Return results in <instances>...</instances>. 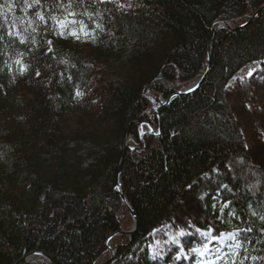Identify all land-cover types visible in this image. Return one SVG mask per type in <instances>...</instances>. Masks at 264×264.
I'll return each mask as SVG.
<instances>
[{
	"label": "trees",
	"instance_id": "obj_1",
	"mask_svg": "<svg viewBox=\"0 0 264 264\" xmlns=\"http://www.w3.org/2000/svg\"><path fill=\"white\" fill-rule=\"evenodd\" d=\"M263 5L0 0V264H264Z\"/></svg>",
	"mask_w": 264,
	"mask_h": 264
},
{
	"label": "water",
	"instance_id": "obj_2",
	"mask_svg": "<svg viewBox=\"0 0 264 264\" xmlns=\"http://www.w3.org/2000/svg\"><path fill=\"white\" fill-rule=\"evenodd\" d=\"M263 7H264V5L262 7H260V8H263ZM256 13H257V11L254 13L253 16H255ZM251 19H252V17L250 18V20ZM248 22L242 24L240 27L246 25ZM215 23L219 24V26L222 27V28H229V29H231L229 22L226 21V20L216 19L214 21V24ZM213 31H214V28H212V30H211V34H210L209 41H208V44H207V66H206L205 71L203 72V74L195 82H193L192 84H190L188 87H186L184 89H180V90L176 91L175 93H173L171 95L170 99H172L175 96H178L180 94H185V93H191V92H193L194 90H196L201 85V83L205 79V77H206V75H207V73L209 71V67H210L211 44H212V39H213ZM152 103H155V105L151 106V108L163 104L160 100L158 101L157 98H154V97L152 98ZM149 130H150V132H153L152 128H149ZM158 131H159V129H157L156 133H158ZM129 139H130V135L127 133L126 134V139H125V144H124V149H123V152H122V155L120 157V160H119V163H118V166H117V170H116V175H115V179H114V190L118 193V195L120 196L123 204L128 209V213H129L130 217L132 218L133 224H132V226H131V228L129 230H119V231H116V232H114V233H112V234H110L108 236V238L106 239V242H105V246L107 247V249L109 250V253H110L109 260L113 258L114 252H115V249H111L110 246H109L110 240L112 238H114V237H116L118 235H122V234L131 235L135 231L136 226H137V224H136L137 223L136 214L133 211V209L130 207L126 196L123 194L122 189H121V182H120L121 165H122V162H123V159H124V155H125V153H126L127 150L133 149V147L130 145ZM36 256H41L44 259H46V261H48L50 264H55L53 262V260L51 259L50 256H48L46 253H44L42 251H37V250L30 251V252H28L24 256V259H23L24 264H30V262L32 261V259L34 257H36ZM27 259H29L30 261L29 262H26ZM106 262H103L101 264H106Z\"/></svg>",
	"mask_w": 264,
	"mask_h": 264
},
{
	"label": "rangeland",
	"instance_id": "obj_3",
	"mask_svg": "<svg viewBox=\"0 0 264 264\" xmlns=\"http://www.w3.org/2000/svg\"><path fill=\"white\" fill-rule=\"evenodd\" d=\"M82 43H86L85 41H82ZM248 68V70H253L254 68H253V65H250V66H247ZM247 69H244V71H248ZM175 93V92H174ZM151 95H153V94H151ZM155 98H158V97H155ZM164 99V98H163ZM165 100V99H164ZM165 101H167V100H165ZM151 105H152V103H151ZM158 106H160V105H158ZM157 107V106H156ZM158 108V107H157ZM157 108L156 109H152V110H154V111H156L157 110ZM143 125H145V126H143V130H148V128H147V126L149 127L150 125L148 124V123H142ZM153 129V131L154 132H156V129H154V128H152ZM164 235H168V237H169V240H171V239H176L177 237L175 236V235H172L171 233H170V230H169V227H160V228H157L156 230H154V232L152 233V242H151V244L149 245V249L152 251V252H154V251H156L157 249H159V248H161V246H163L164 245V243H165V238L163 237ZM233 238V234H230V235H228V236H225V237H222V239H221V242L223 241V240H225V239H232ZM214 241V239L213 238H209V242H213ZM211 249H213V247L211 246V245H209V244H207L206 246H205V250L204 251H198V250H192V251H190L192 254H200V255H202V256H205V255H208V256H211V253L209 252ZM137 264H142V262H140V261H138V263Z\"/></svg>",
	"mask_w": 264,
	"mask_h": 264
},
{
	"label": "bare ground",
	"instance_id": "obj_4",
	"mask_svg": "<svg viewBox=\"0 0 264 264\" xmlns=\"http://www.w3.org/2000/svg\"><path fill=\"white\" fill-rule=\"evenodd\" d=\"M186 87H188V86H186ZM185 94H186V93H185ZM150 97H151V101H152V98H153L154 96L151 95ZM170 97H171V96H170ZM170 97H169V99H168L167 101H165V100L163 99V97L158 96L157 100H158V101L160 100V101L163 103V104H161V105H164V104L168 103L170 100L173 99V98L170 99ZM175 97H176V96H175ZM175 97H174V98H175ZM154 98H155V97H154ZM153 105H155V103H152L151 106H153ZM157 107H159V106H157ZM157 107H153L152 109H156ZM147 128H148V130H146L147 132L152 133V134H155V133H156V132H154V131H153L154 133H153V132H150V130H149V128H153V127H151V126L148 127V126H147ZM154 129H155V128H154ZM152 130H153V129H152ZM156 131H157V129H156ZM147 132H146V133H147ZM158 132H159V131H158ZM156 134H158V133H156ZM142 137H143V136H142ZM29 261H30L29 259L26 260V262H29Z\"/></svg>",
	"mask_w": 264,
	"mask_h": 264
}]
</instances>
